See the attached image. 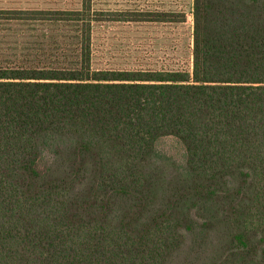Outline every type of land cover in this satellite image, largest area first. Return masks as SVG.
I'll return each mask as SVG.
<instances>
[{
    "label": "trees",
    "instance_id": "1",
    "mask_svg": "<svg viewBox=\"0 0 264 264\" xmlns=\"http://www.w3.org/2000/svg\"><path fill=\"white\" fill-rule=\"evenodd\" d=\"M192 15L184 59L96 67L186 11L0 8V264H264V0Z\"/></svg>",
    "mask_w": 264,
    "mask_h": 264
},
{
    "label": "rangeland",
    "instance_id": "2",
    "mask_svg": "<svg viewBox=\"0 0 264 264\" xmlns=\"http://www.w3.org/2000/svg\"><path fill=\"white\" fill-rule=\"evenodd\" d=\"M80 0H0V8H76ZM193 0H94V7L99 10L108 9H184L187 13V25L184 29H174L166 26L146 25L140 28L127 26H99L94 34L96 67H126L133 60L128 56L125 43L130 41L146 44L148 49L155 51L154 57L172 58V47L178 39H184L179 46L178 58H185L187 51L186 39L193 24ZM186 31V32H185ZM152 44V45H150ZM154 47V48H152ZM169 151L177 152L173 143L165 145Z\"/></svg>",
    "mask_w": 264,
    "mask_h": 264
}]
</instances>
